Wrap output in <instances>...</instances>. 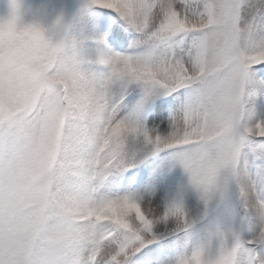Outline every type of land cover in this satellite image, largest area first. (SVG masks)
<instances>
[{"label": "snow or ice", "instance_id": "6c2138e0", "mask_svg": "<svg viewBox=\"0 0 264 264\" xmlns=\"http://www.w3.org/2000/svg\"><path fill=\"white\" fill-rule=\"evenodd\" d=\"M10 9L0 264H264V0Z\"/></svg>", "mask_w": 264, "mask_h": 264}, {"label": "rangeland", "instance_id": "374dc122", "mask_svg": "<svg viewBox=\"0 0 264 264\" xmlns=\"http://www.w3.org/2000/svg\"><path fill=\"white\" fill-rule=\"evenodd\" d=\"M22 15L27 20L39 19L45 22L53 19L58 13L72 19L81 0H17ZM11 0H0V19L10 14Z\"/></svg>", "mask_w": 264, "mask_h": 264}]
</instances>
